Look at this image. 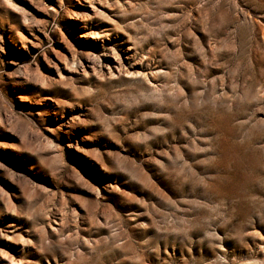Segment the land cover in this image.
Returning <instances> with one entry per match:
<instances>
[{
  "label": "rangeland",
  "instance_id": "obj_1",
  "mask_svg": "<svg viewBox=\"0 0 264 264\" xmlns=\"http://www.w3.org/2000/svg\"><path fill=\"white\" fill-rule=\"evenodd\" d=\"M0 264H264V0H0Z\"/></svg>",
  "mask_w": 264,
  "mask_h": 264
},
{
  "label": "snow or ice",
  "instance_id": "obj_2",
  "mask_svg": "<svg viewBox=\"0 0 264 264\" xmlns=\"http://www.w3.org/2000/svg\"><path fill=\"white\" fill-rule=\"evenodd\" d=\"M6 2H7V0H6Z\"/></svg>",
  "mask_w": 264,
  "mask_h": 264
}]
</instances>
